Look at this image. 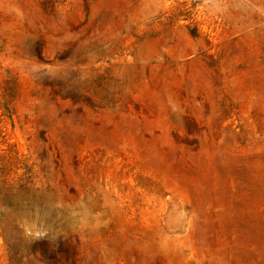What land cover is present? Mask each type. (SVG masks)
I'll return each instance as SVG.
<instances>
[{"label": "rangeland", "instance_id": "1", "mask_svg": "<svg viewBox=\"0 0 264 264\" xmlns=\"http://www.w3.org/2000/svg\"><path fill=\"white\" fill-rule=\"evenodd\" d=\"M0 264H264V0H0Z\"/></svg>", "mask_w": 264, "mask_h": 264}]
</instances>
